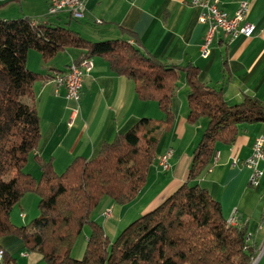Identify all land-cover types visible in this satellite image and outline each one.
Returning a JSON list of instances; mask_svg holds the SVG:
<instances>
[{
	"label": "trees",
	"instance_id": "16d2710c",
	"mask_svg": "<svg viewBox=\"0 0 264 264\" xmlns=\"http://www.w3.org/2000/svg\"><path fill=\"white\" fill-rule=\"evenodd\" d=\"M65 48L79 51L76 64L102 57L115 75L136 84L140 98L156 100L163 115L140 117L102 142L95 156H74L56 172L50 160L34 153L40 129L33 84L43 75L25 61L29 50L47 62ZM179 73L188 87L187 119L207 118L187 177L109 239L92 212L102 196L123 204L140 191L161 133L174 119L171 99ZM198 74L192 63L160 61L137 39L90 40L48 20L0 18V237L17 236L22 250L39 253L45 264H250L256 243L246 241V225L227 222L220 202L194 181L211 163L216 142L232 143L239 123L264 122V101L245 94L228 102L221 87L201 82ZM30 155L38 165L37 178L23 170ZM25 191L36 193L38 214L15 224L9 211ZM83 223L88 226L84 249L73 257L70 248ZM2 251L0 264H19Z\"/></svg>",
	"mask_w": 264,
	"mask_h": 264
},
{
	"label": "crops",
	"instance_id": "0c3cea01",
	"mask_svg": "<svg viewBox=\"0 0 264 264\" xmlns=\"http://www.w3.org/2000/svg\"><path fill=\"white\" fill-rule=\"evenodd\" d=\"M214 1L229 15L234 13L240 1L247 2L248 18L256 30L252 36L239 35L232 40L222 32L217 33L205 58L200 55L205 25L198 21L200 9L192 5V0H84L80 19H73L66 12L48 15L49 0H0V18L25 16L32 20H48L67 25L90 40L125 39L131 42L137 39L160 61L196 65L199 80L221 87L228 102H237L245 94L264 101V0ZM71 21L75 22L76 28L71 27ZM33 51L27 52L25 65L43 75L33 84L40 129L34 153L50 160L56 172L74 156H95L102 142L110 141L115 133L126 130L140 117H162L156 100L140 98L134 90L136 84L115 75L102 57L91 56V68L83 76L79 90L78 109L67 124L70 108L75 103L64 97V88L56 87L51 78L54 73L65 70L79 51L65 48L47 62ZM187 88L183 73H179L176 94L171 99L173 122L161 133L146 181L136 197L117 204L102 196L101 205L93 215L95 220L99 217L104 221L114 217L118 220L123 213L140 215L154 208L186 179L193 147L207 121L203 116L195 122L187 119ZM237 127L238 134L232 143L216 142L210 169L194 182L206 187L220 202L226 218L235 211V224L246 225L248 234L252 235L250 239L257 244L264 234V203L260 205L257 197L258 188L262 189L264 185L263 180L257 185L250 184L251 169L243 160L251 153L255 137L264 134V122H242ZM168 146L174 149V154L169 169L163 170L158 159ZM257 166L264 175V159H260ZM105 208H109L106 215L103 214ZM19 216L22 218L25 214ZM107 225L104 229L112 234L117 226ZM0 246L11 254L18 251L22 264L44 263L39 253L24 252L17 236H1Z\"/></svg>",
	"mask_w": 264,
	"mask_h": 264
},
{
	"label": "built area",
	"instance_id": "2783aa9c",
	"mask_svg": "<svg viewBox=\"0 0 264 264\" xmlns=\"http://www.w3.org/2000/svg\"><path fill=\"white\" fill-rule=\"evenodd\" d=\"M192 5L200 9L198 21L205 25V32L200 43V55L205 58L208 56L213 40L217 33H224L229 40L239 35L246 37L252 36L256 26L248 18L249 6L247 2L240 1L234 13L229 15L225 10L219 7L214 0H192ZM84 11V0H49L46 13L55 15L59 12H66L73 19H80ZM91 68L89 58H84L78 64L71 62L65 70L53 74L51 81L56 87L64 88V97L75 103L70 108V115L67 124L71 122L72 115L77 111L79 99V90L83 76ZM174 149L168 146L161 154L159 166L163 170L169 169ZM260 159H264V134L255 137L251 153L245 157L243 163L251 169L249 177L250 184L257 185L263 170L258 168L257 164ZM210 169V167H208ZM207 168V169H208ZM109 208H105L103 214H108ZM227 218L230 223L235 224L236 212L233 211ZM251 233L247 235L246 241L250 242ZM261 244L264 249V234L261 238ZM2 248H0V258L2 257ZM254 257H251L250 264H253ZM264 264V263H263Z\"/></svg>",
	"mask_w": 264,
	"mask_h": 264
},
{
	"label": "rangeland",
	"instance_id": "374dc122",
	"mask_svg": "<svg viewBox=\"0 0 264 264\" xmlns=\"http://www.w3.org/2000/svg\"><path fill=\"white\" fill-rule=\"evenodd\" d=\"M70 24H71V27H74L75 22L71 21ZM74 28H76V27H74ZM77 29L80 30L81 28L78 26ZM33 52L38 56V53L36 51H33ZM28 62H31V61L29 60ZM30 67L33 68V66H30ZM183 92L184 91H181V94H184ZM36 163L37 162L30 155L28 157L26 163L23 166V170L30 173L33 177L36 176V178H37L38 174H39V169H38V165ZM259 180H263V182H264V175H261ZM263 182H262V186L264 185ZM251 188H253V186ZM258 193L259 194L257 195V197H259L260 205H261L264 203V186L262 187V189L260 187L258 188ZM103 197H104L103 199H105L107 196H103ZM101 202H102V199H100V202L94 208L92 215H95V213L98 211V208L100 207ZM20 213L25 214V217L21 218L19 216ZM36 214H38L37 195L33 191H25L21 195L19 200L12 205V207L9 211V218L13 223L20 224V223H24V222L28 221L31 217L35 216ZM96 216L98 217V215H96ZM137 216L138 215H131V213H128V214L123 213L118 220H116V217L112 218L114 220H112L111 218H106L105 221L102 217H99L98 219L97 218L96 219L102 225L104 233H106L108 235V238L111 239L125 224H127L131 219H133L134 217H137ZM106 223L108 224L107 226H110L112 228H115L117 226L115 231L112 234L109 232V230H108V232H106V229H104V228H106ZM87 232H88V226H87V224L83 223L82 226L79 228V232H78V234H77V236H76V238H75V240H74V242L70 248V255L71 256L80 257L82 255L84 245H85V237L84 236H85V233H87ZM250 242H253V240L250 239ZM261 248H262V244H261V240H260L256 244V249H255V255L256 256H258L260 254ZM20 254L24 255L23 252H21ZM13 255L16 257L18 263L22 264V262H21L22 258L18 257V251H15L13 253ZM261 256H262V258H264V252H263V254L261 253ZM261 261H262V259H261ZM260 262H259V264H260ZM42 264H45V263L42 262Z\"/></svg>",
	"mask_w": 264,
	"mask_h": 264
},
{
	"label": "bare ground",
	"instance_id": "6f19581e",
	"mask_svg": "<svg viewBox=\"0 0 264 264\" xmlns=\"http://www.w3.org/2000/svg\"><path fill=\"white\" fill-rule=\"evenodd\" d=\"M160 161H161V157L158 160V164L160 163ZM226 219H227V222L230 223V218H226ZM263 252H264V249H263V246H262L261 251H260V254L258 256L255 255L254 260H253V264H259V262L261 261V259H263L262 256H261V253L263 254Z\"/></svg>",
	"mask_w": 264,
	"mask_h": 264
}]
</instances>
